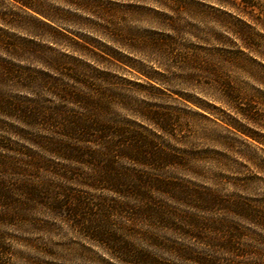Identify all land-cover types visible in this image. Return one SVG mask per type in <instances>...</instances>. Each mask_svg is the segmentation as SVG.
I'll use <instances>...</instances> for the list:
<instances>
[{
	"label": "rangeland",
	"instance_id": "374dc122",
	"mask_svg": "<svg viewBox=\"0 0 264 264\" xmlns=\"http://www.w3.org/2000/svg\"><path fill=\"white\" fill-rule=\"evenodd\" d=\"M26 1L0 0V264H264V0Z\"/></svg>",
	"mask_w": 264,
	"mask_h": 264
},
{
	"label": "trees",
	"instance_id": "16d2710c",
	"mask_svg": "<svg viewBox=\"0 0 264 264\" xmlns=\"http://www.w3.org/2000/svg\"><path fill=\"white\" fill-rule=\"evenodd\" d=\"M17 1H20L21 4L27 6V3H26L27 1L26 0H17ZM0 71H1V68H0ZM221 96L222 97H218V98H220L219 100H221V102L225 103L227 106H229V107L233 108L234 110H236L244 118H247L248 120H251V121H256L257 120V114L254 113V111L251 109V107H243L244 104L241 103V101H239V99L241 97L237 98L236 97L237 95H233L232 91H230V92L226 91L225 95H221ZM201 108L203 110H205V108H203V107H201ZM207 112H209V111H207ZM150 118L152 120L156 121L157 125L160 128H162V129H167L168 128L169 123L167 122V119H160L162 117H157V116L150 117ZM95 122H98V121L96 120ZM80 125H81V123L77 124V126H79L78 130H80L79 131L80 135H78L80 138H86L88 136L91 137L92 133H95V136L98 137V139L104 140V142L108 144L107 147H109L110 144L114 145V143H112L111 140H106V137L108 135L107 132H109L108 131L109 130L108 126H106V125H104L102 123H89V124H85L83 126H80ZM248 136H250V138L254 139L255 141H257L259 143H262V144L264 143L261 140L257 139L256 137H254L253 135H248ZM117 142H118L117 145H119V143L123 142V141L122 140H118ZM56 146L57 145H55V147H54L55 149L54 150H55V152H57V154H59V156L71 158L73 160H79L78 159L79 155H74L76 153H73V151H72L74 149H72L71 151H69V150L68 151H64V149H61L60 147H56ZM69 152H71V153H69ZM144 152H146V151L144 150L143 153ZM113 154H116V156L119 155V153H117V150L116 151L115 150L110 151V156H114ZM140 154H142V153L140 152ZM108 184L110 185L111 188H113L114 191H117L118 193L121 192V190L124 191V189H121V186L124 184L122 182L110 179L108 181ZM64 196H66L69 200L68 201L64 200L63 203L57 202L58 204L59 203L60 204H64L63 207L59 206L58 208L63 210L67 214V216L72 218V219H74L77 216H80L81 212L84 209V205L82 203L81 198L78 197L76 199V197H74V196L72 197V195H70V194L69 195H67V194L65 195L64 194ZM74 198H75L76 201H74L73 203H70V201L73 200ZM0 202H1V200H0ZM66 203L68 205H66ZM57 206L55 204V207H57ZM66 207H69V208H66Z\"/></svg>",
	"mask_w": 264,
	"mask_h": 264
}]
</instances>
